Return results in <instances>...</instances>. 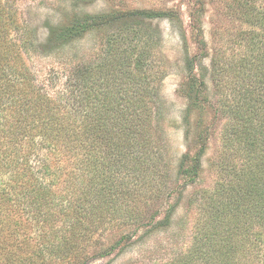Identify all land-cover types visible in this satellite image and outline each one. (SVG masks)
<instances>
[{
	"label": "trees",
	"instance_id": "16d2710c",
	"mask_svg": "<svg viewBox=\"0 0 264 264\" xmlns=\"http://www.w3.org/2000/svg\"><path fill=\"white\" fill-rule=\"evenodd\" d=\"M258 1L233 0L242 25L233 52L212 57L219 109L230 117L215 190L189 250L159 264H264V2ZM18 2L0 0V264H87L113 253L124 237L84 254L93 234L105 225L139 228L144 196L162 194L153 183L162 177L154 121L163 74L152 58L154 36L141 26L171 12L80 10L48 20L46 42L57 48L118 26L106 37L103 57L75 64L52 95L28 64L41 42ZM201 85L196 77L186 82L199 106ZM202 151L179 159L178 173L188 181L199 176ZM143 185L150 192L139 193Z\"/></svg>",
	"mask_w": 264,
	"mask_h": 264
},
{
	"label": "rangeland",
	"instance_id": "374dc122",
	"mask_svg": "<svg viewBox=\"0 0 264 264\" xmlns=\"http://www.w3.org/2000/svg\"><path fill=\"white\" fill-rule=\"evenodd\" d=\"M264 0H259V3ZM23 17L39 35L41 45L27 56L36 82L56 95L62 89L66 73L75 64L97 62L106 53V37L117 23L97 29L62 48L46 42L47 21L56 22L74 11L101 13L110 10L168 11V17L143 19L146 31L153 34L155 62L163 77L155 108V132L161 146L162 177L156 188L162 194L150 196L151 185L139 189L150 192L147 212L141 226L105 225L84 245V254L93 255L97 247L123 239L108 256L91 257L87 264H159L189 250L203 215L207 196L215 190L226 152L223 131L229 116L220 112L223 97L213 81L214 54H232V41L242 27L233 9V0H19ZM179 16V18L177 17ZM190 61H193L191 68ZM160 74V75H162ZM193 77L202 85V105L187 95L186 82ZM200 153L201 169L194 181L178 173L181 155ZM222 173V171H221ZM149 179V178H148ZM157 188V189H158ZM152 217V218H151ZM35 235V232H32ZM59 264H70L62 261Z\"/></svg>",
	"mask_w": 264,
	"mask_h": 264
}]
</instances>
